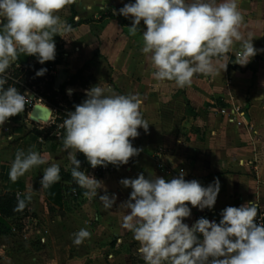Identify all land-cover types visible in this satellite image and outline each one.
Instances as JSON below:
<instances>
[{
  "label": "clouds",
  "instance_id": "clouds-1",
  "mask_svg": "<svg viewBox=\"0 0 264 264\" xmlns=\"http://www.w3.org/2000/svg\"><path fill=\"white\" fill-rule=\"evenodd\" d=\"M75 2L0 0V127L26 106L24 95L16 87H4L7 79L3 74L20 54L34 55L40 64L55 60L54 37H63L71 30L56 13ZM118 11L131 19L129 35L142 33L141 52L154 68L153 78L157 82L174 81L178 88L190 86L196 74L215 76L226 71L230 52L235 51L234 63L246 66L264 51L254 47L253 37L244 38V14L238 0H130ZM141 20L146 26L143 30L139 27ZM237 42L239 48L234 46ZM222 57L226 62L221 63ZM46 72L47 68L42 67L35 76ZM72 93L73 89H67L69 96ZM85 94L83 102L67 112L62 143L65 151L72 149L76 153L69 152L71 176L85 189L83 195L92 199L104 189L105 194L98 198L108 209L115 204L116 195L109 196L103 181L80 170L77 153H83L92 168L125 165L139 155L141 149L132 141L140 135L138 129L148 132L149 123L142 116L137 94H118L110 85L98 84L85 90ZM51 160L48 153L18 151L10 178L15 182L31 169L47 164L41 185L48 188L61 180V166L49 163ZM185 176L186 172L180 170L168 180L143 173L120 180L125 188L132 189L128 200L121 204L130 210L123 217L122 227L139 242L138 251L145 264H264V216L261 223L255 220L258 202L225 207L219 223L200 217L189 226L184 219L191 216V207H214L220 181L215 178L204 186ZM31 199L30 192L24 199L18 198L17 210H23L25 201ZM90 235L81 228L74 234L73 243L80 245Z\"/></svg>",
  "mask_w": 264,
  "mask_h": 264
},
{
  "label": "crops",
  "instance_id": "crops-1",
  "mask_svg": "<svg viewBox=\"0 0 264 264\" xmlns=\"http://www.w3.org/2000/svg\"><path fill=\"white\" fill-rule=\"evenodd\" d=\"M128 2L130 0H76L75 3L67 4L56 14L71 30L64 32L63 37H54L55 60L40 64L36 56L20 54L11 65H48L54 77L55 89L78 70L91 74L94 77L93 85L98 81L97 78L107 74L113 81L112 89L116 93L138 95L141 100L140 111L149 123L148 132L145 133L143 128L138 129L140 135L135 138L136 147L141 149L138 156L119 166L114 174L106 177L93 175L103 181L109 196L116 195L115 204L108 209L98 199L101 205L98 206L99 212L94 214V220L115 236L113 240L118 242L115 243L118 246H111L110 243L108 249L112 257L121 256L122 260L118 264H145L143 255L138 251L139 242L133 238L131 231L122 227L123 217L130 210L121 204L128 200L132 191L120 183L122 178H136L143 173L146 177L150 174L168 180L177 176L180 170L186 172V180L196 179L204 186L218 178L220 191L214 207L200 210L189 205L191 216L184 219L189 226L201 213L227 206L238 207L247 201L258 202V212L264 209V61L253 58L246 66L237 64L239 68L230 72L220 71L215 76L196 74L192 84L184 88L176 87L174 81L157 82L152 76L154 68L141 52L142 33L138 31L135 36H131L128 32L130 25L122 26L116 19L107 17L101 19L109 12L119 14L118 10ZM89 6L91 10H88ZM238 6L244 14L241 26L244 38L253 37L254 47L264 49V0H238ZM99 9L102 10L100 15L92 13ZM139 27L142 30L146 28L143 20ZM234 46L239 48L240 43ZM232 55L235 57V51ZM256 56L264 58V51L258 52ZM220 60L221 63L226 62L223 57ZM92 84L87 88L71 89L73 93H78L89 89ZM235 106L244 110V124L238 125L218 112L221 107ZM15 121L10 117L0 127V196L9 188L21 199L30 192L32 199L26 200L29 211L33 200H37L50 214L64 207L67 197L71 201H86L87 197L80 196L71 182L61 181L62 205H50L45 188L41 185L47 164L31 169L15 182L11 180L10 170L18 151L48 153L52 157L49 163L60 164L65 173L71 171L72 164L68 161L67 165H62L60 155H69V152L76 154L72 149L65 151L63 148L65 128L60 127L61 124L64 126L63 122L51 133L50 139L45 140L31 133L27 124L25 126ZM172 147L176 149L174 152L171 151ZM157 148L163 150V166L153 157ZM53 153L56 154L52 156ZM77 158L81 161L80 170L86 171L90 164L84 154L78 152ZM98 194H105L104 189L98 190ZM50 206L53 210L49 209ZM29 211L19 218L9 219L10 228L0 235V264H40L38 260L20 263L15 258L8 259L4 251L3 241L6 233L15 231L12 226L14 221L30 219L35 232L47 233L45 228L42 232L39 219L29 214ZM38 211L35 214L40 217ZM46 217L43 214L40 220ZM125 238L132 239L136 244L131 248L130 244L125 243ZM130 251L138 255L140 262L126 260V255H131Z\"/></svg>",
  "mask_w": 264,
  "mask_h": 264
},
{
  "label": "rangeland",
  "instance_id": "rangeland-1",
  "mask_svg": "<svg viewBox=\"0 0 264 264\" xmlns=\"http://www.w3.org/2000/svg\"><path fill=\"white\" fill-rule=\"evenodd\" d=\"M101 11V9L94 10L92 13L100 15L99 12ZM97 79L98 81L94 85L98 84L102 87L110 85L114 88L110 75L103 74ZM138 79L140 80L139 77ZM54 120L55 116L53 112L51 119L47 123H36L31 120L30 115L26 111L22 113L21 119L15 122L25 126L27 124L29 130H32L33 128H46ZM174 150H176L175 147H172L171 151L174 152ZM55 154L53 153L52 156ZM60 156L62 157L61 164L67 165V162L70 161L69 155L61 154ZM98 197H93L92 199L87 198L83 202L71 201L67 197L65 206L57 208L53 214L48 213L43 208V205L41 207V203H38L37 200H33L31 205L32 209H30L29 214L39 219V223L42 225V227L40 226L42 232L44 228L48 231L47 233L43 232L38 234L32 229L33 226L31 225H33V222L30 219L24 218L19 221H14L12 226L15 231L6 233V239L3 241L6 258H15V261H19L20 263L21 261L25 263L38 260L40 264H112L113 261H116L118 264L122 260L121 256L112 257L111 251L108 249L109 244L115 236L109 234L102 225L100 226L99 222L94 220V214L99 212L98 206L101 205ZM37 210H39L40 217L35 214ZM43 214L47 217L46 219L40 220ZM95 224H99V226H95ZM26 227H28L27 230H25ZM81 228L87 229L91 235L82 244L76 245L73 243L74 234ZM133 242L132 239L125 238V243L130 244L131 248L133 244H136ZM115 243L118 244L117 241ZM122 245L120 244V246ZM130 252L131 255H126V260L132 263L140 262L137 257L138 255H134L135 252Z\"/></svg>",
  "mask_w": 264,
  "mask_h": 264
},
{
  "label": "trees",
  "instance_id": "trees-1",
  "mask_svg": "<svg viewBox=\"0 0 264 264\" xmlns=\"http://www.w3.org/2000/svg\"><path fill=\"white\" fill-rule=\"evenodd\" d=\"M74 14L75 12L72 10V15L74 16ZM105 17L116 19L122 26L131 25V19L125 18L123 15L118 13L114 14L109 12L104 14L101 19ZM227 55L229 56L227 71L230 72L231 70L239 68V65L234 63L235 57L231 53H228ZM254 58L256 60L264 61V58H260L258 56H255ZM42 67L47 68L46 74L41 77L35 76V72ZM3 75L7 79V83L4 86L5 88L14 86L20 93H22L25 88H34L35 93L42 98L43 102L56 110L58 117L55 119L53 124L46 128H33L30 130L31 133L45 140L50 139L51 133L58 129V125L60 123H64V120L67 117V112L74 111L75 105L83 102L80 94L76 92L72 93L71 99L68 98L66 95V89L72 87L87 88L94 81V77L91 74L84 72V70H78L75 74L69 76V78L61 84L58 89H55L54 77L50 72L49 66L39 64H24L23 66L11 65ZM25 112L26 106L23 112L13 116L12 119L19 121L22 117V113ZM60 175V181L48 188H45L46 196L50 205H62L63 194L61 181L71 182L72 187L80 196L84 193V190L76 184L75 180L71 176V171L65 173L61 169ZM18 198L19 197L13 193L12 188H9V190L0 196V235L4 232V230L10 228L9 219L19 218L26 215L29 211V205L26 201V207L23 210H17ZM49 209L53 210V207L50 206ZM114 244L115 240H113L110 245L113 246Z\"/></svg>",
  "mask_w": 264,
  "mask_h": 264
},
{
  "label": "built area",
  "instance_id": "built-area-1",
  "mask_svg": "<svg viewBox=\"0 0 264 264\" xmlns=\"http://www.w3.org/2000/svg\"><path fill=\"white\" fill-rule=\"evenodd\" d=\"M85 90H80L78 91V93L80 94V97L84 100L86 98V94H85ZM74 92V91H73ZM24 95L25 99H26V111L27 113L30 115V111L32 110L33 106L36 104H41V105H45L51 108V116L54 112L55 115V119L58 117L57 112L55 109H53L51 106L45 104L42 100V98H40L34 91V88L29 89V88H25V90L21 93ZM66 95L68 96V98L71 99V96H69L67 94V90H66ZM219 114L229 118L230 121L235 122L238 125L244 124L242 121V118L245 116V112L244 110L239 107V106H235V107H231V108H225V107H221L218 110ZM51 119V117H50ZM54 123V122H53ZM52 123V124H53ZM61 128H64V126L61 124L60 125ZM133 146L136 147L135 144V139L132 141ZM162 153L163 150L161 148H157L154 151V157L156 158V160L158 161L159 165L163 166V164L161 163V158H162ZM119 167H116L112 164H109L107 167H103V166H97L96 168H92L90 165L88 166V168L86 169L85 172H87L90 175H101L102 177H106L109 176L111 174H114L117 172ZM223 208H219V209H214L210 212H205V213H201L195 220L194 223L196 222L197 219H199L200 217H204L211 220H215L217 223H219L220 219H221V211L224 209ZM262 216H264V209L260 210L257 214V217L255 218L257 223H261L262 220ZM90 223V222H89ZM193 223V224H194Z\"/></svg>",
  "mask_w": 264,
  "mask_h": 264
},
{
  "label": "water",
  "instance_id": "water-1",
  "mask_svg": "<svg viewBox=\"0 0 264 264\" xmlns=\"http://www.w3.org/2000/svg\"><path fill=\"white\" fill-rule=\"evenodd\" d=\"M51 108L45 105L36 104L30 111L31 120L32 118L49 121L51 117Z\"/></svg>",
  "mask_w": 264,
  "mask_h": 264
},
{
  "label": "bare ground",
  "instance_id": "bare-ground-1",
  "mask_svg": "<svg viewBox=\"0 0 264 264\" xmlns=\"http://www.w3.org/2000/svg\"><path fill=\"white\" fill-rule=\"evenodd\" d=\"M32 120L35 121L36 123H42V122L47 123L46 120H40V119H36V118H32Z\"/></svg>",
  "mask_w": 264,
  "mask_h": 264
}]
</instances>
